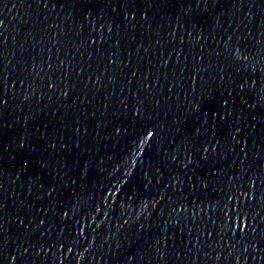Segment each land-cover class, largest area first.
<instances>
[{
    "label": "water",
    "instance_id": "obj_1",
    "mask_svg": "<svg viewBox=\"0 0 264 264\" xmlns=\"http://www.w3.org/2000/svg\"><path fill=\"white\" fill-rule=\"evenodd\" d=\"M0 264H264V0H0Z\"/></svg>",
    "mask_w": 264,
    "mask_h": 264
}]
</instances>
